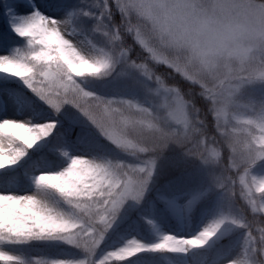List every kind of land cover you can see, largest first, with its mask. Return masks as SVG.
<instances>
[{
    "label": "clouds",
    "instance_id": "obj_1",
    "mask_svg": "<svg viewBox=\"0 0 264 264\" xmlns=\"http://www.w3.org/2000/svg\"><path fill=\"white\" fill-rule=\"evenodd\" d=\"M49 27L59 38L55 71L72 85L53 114L76 109L111 152L97 143L70 157L81 177L73 206L88 231L37 226L26 239L78 241L86 264L126 259L120 250L98 259L97 249L125 205L143 202L174 148L199 162L222 208L197 233L202 244L172 237L168 249L187 253L242 231L225 264H264V0H78ZM14 68L0 60V73ZM100 201L110 223L95 219ZM0 264L36 261L0 250Z\"/></svg>",
    "mask_w": 264,
    "mask_h": 264
},
{
    "label": "snow or ice",
    "instance_id": "obj_2",
    "mask_svg": "<svg viewBox=\"0 0 264 264\" xmlns=\"http://www.w3.org/2000/svg\"><path fill=\"white\" fill-rule=\"evenodd\" d=\"M4 4L7 7L2 10V15L7 27L20 37L23 44L12 48L7 55H0V60L15 64L14 70L8 76L22 82L41 105L46 106L45 111L48 114L38 119L7 115L0 118V236L6 237L0 240V244H29L26 237L37 226L65 230L79 224L78 230L83 235L91 225L80 219L84 213L73 206L81 177L76 171V162L71 161L70 157L78 154L74 150L70 151L71 142L62 134L60 121L53 118L56 116L53 110L60 108L58 97L72 87L55 71L59 38L49 25L56 18L46 15L32 0H21L20 3L4 0ZM80 67L86 69V65L82 64ZM68 108L71 107L65 106L63 112ZM43 125H49L50 130L37 128ZM70 164L73 166L69 167ZM106 210L107 205L100 201L94 212L96 221L110 223L105 219ZM148 223L151 224L152 221ZM113 226L114 224L106 235ZM204 234H208L207 230ZM172 237L183 239L192 245L203 243L196 238L197 234L191 238L165 234L151 244L136 238L129 239L109 253L122 251L127 257L122 261L126 260V264H130L131 259L140 253H172L167 247V241ZM47 242L57 246L74 245L75 248L82 249V253L67 250L50 255L64 256L63 259H38L35 260L36 264H86L88 251L80 242L70 238ZM43 255L47 254L36 256ZM81 255L83 259L80 258ZM99 255L97 253V258Z\"/></svg>",
    "mask_w": 264,
    "mask_h": 264
},
{
    "label": "rangeland",
    "instance_id": "obj_3",
    "mask_svg": "<svg viewBox=\"0 0 264 264\" xmlns=\"http://www.w3.org/2000/svg\"><path fill=\"white\" fill-rule=\"evenodd\" d=\"M20 2L21 0H15V3ZM32 3L40 7L41 11L46 15L56 19L64 17L68 11L66 8H52L46 0H32ZM4 27L5 30L11 31L7 27L5 19ZM12 34L16 36L15 33L12 32ZM4 38L5 41L0 42V55H7L12 48L23 44L22 42H16L14 39L8 38L6 35H4ZM3 75L0 74V76ZM76 111L74 108H68L60 114V118L70 125H75L77 128L92 131L101 138ZM6 115L17 118L35 117L34 109L30 103L23 106L22 102L17 99L10 89L0 87V118ZM53 118L60 121L59 127L63 132L65 126L62 125L59 116ZM71 144L72 148L70 151L74 150L78 155L88 153V151L79 147L76 143L71 141ZM171 183L174 186L170 185ZM180 185L182 187L179 188L178 186ZM206 186L207 176L205 171L200 167L199 162L184 157L177 149H170L158 160L153 181L143 202L140 205H135L129 201L125 205L113 229L105 236V241L97 249V253H100L98 259L116 250V247L122 246L127 240L132 238H136L147 244L153 242L152 237L144 229L143 224L137 219V215L144 211V207L152 201L153 196L157 195L158 192L165 195L168 194L169 202L164 207L155 204L151 210L153 217L159 223V231L156 233L157 240L165 234L188 238L195 236L212 218L220 213L222 208L216 195L209 194L205 191ZM171 187L174 188L171 189ZM196 197H200L201 199L197 205L193 203L196 202ZM170 212L173 213L175 222L172 221ZM145 214H148V212H145ZM128 221L131 222L127 224ZM233 232L234 239L229 243L227 241L217 246L214 242L218 240V237H215L204 248L191 249L187 253H176V255L162 254L160 252L140 253L131 259L130 264H225L228 259H232L239 252L241 247L242 231ZM114 234H117L119 239ZM0 250L32 256L33 260L63 259L65 258L64 256L50 255H57L67 250L82 253V249H77L74 245L64 244L57 246L55 244H49L41 247L36 242L17 246L0 244ZM40 254L47 255L36 256ZM80 258L83 259V255ZM164 259L168 262L165 263ZM108 264H126V260H116L110 257Z\"/></svg>",
    "mask_w": 264,
    "mask_h": 264
},
{
    "label": "trees",
    "instance_id": "obj_4",
    "mask_svg": "<svg viewBox=\"0 0 264 264\" xmlns=\"http://www.w3.org/2000/svg\"><path fill=\"white\" fill-rule=\"evenodd\" d=\"M15 0H9V3H13ZM47 3L50 5V7L54 8H66L70 9L74 7L78 0H46ZM7 5L4 4V0H0V42H4L5 38L4 35H6L8 38L14 39L16 42H22L23 41L20 39V37L15 36L12 34L11 31L5 30L4 27V17L2 15V10L6 8ZM163 70V69H161ZM177 82L181 84L182 87H187V85L184 84L183 81L177 77ZM0 87L2 88H8L15 94L18 100H20L24 105H27L28 103L31 104L32 108L34 109V114H35V119H38L40 116H45L48 114L45 109L46 106H42L41 102L37 100V98L27 89L24 87L22 82L17 80L14 77H10L7 75L0 76ZM59 119L62 121V125L65 126L64 131L62 134L64 135L65 139L69 140L70 142L72 141L73 143H76L79 147H82L86 151H97L95 145L98 143L100 145H103V148L105 150H108L111 152V145H109L106 141H104L102 138H99L94 132L92 131H86L81 128H77L75 125H70L68 124L65 120L60 118ZM174 177V175H172ZM170 185H173L171 183ZM169 185V186H170ZM179 188L182 187L181 185L178 186ZM174 187H171L173 189ZM168 195V194H167ZM165 194H161L158 192L157 195L153 196L152 201L144 207V211L137 215V219L140 220V223L143 224L144 229L147 231L150 237L155 239V235L158 231L159 223L157 220L153 217L152 215V209L154 208V205L157 204L159 206H166L169 202V197ZM196 202H193L195 205L199 204L201 201L200 197H196ZM145 212L148 214H145ZM148 221H152V223H148ZM131 221H128L127 224H129ZM234 232H226L223 234H219L218 240L215 242V244L218 246L220 243L232 241L234 239L233 236ZM114 236L119 239V236L117 234H114ZM230 239V240H229ZM39 246L45 247V245H51V243L48 242H36ZM162 254H172L176 255V253H169V252H160ZM164 262L167 263L168 261L164 259Z\"/></svg>",
    "mask_w": 264,
    "mask_h": 264
}]
</instances>
